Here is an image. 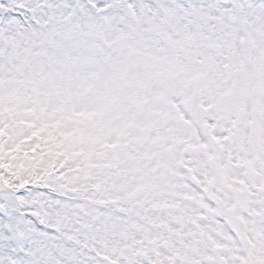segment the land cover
Returning <instances> with one entry per match:
<instances>
[{
  "label": "snow or ice",
  "instance_id": "6c2138e0",
  "mask_svg": "<svg viewBox=\"0 0 264 264\" xmlns=\"http://www.w3.org/2000/svg\"><path fill=\"white\" fill-rule=\"evenodd\" d=\"M0 264H264V0H0Z\"/></svg>",
  "mask_w": 264,
  "mask_h": 264
}]
</instances>
